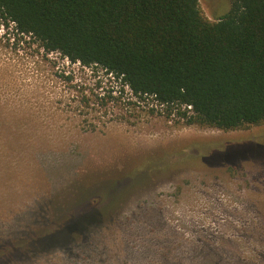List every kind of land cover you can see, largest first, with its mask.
<instances>
[{"label":"rangeland","instance_id":"374dc122","mask_svg":"<svg viewBox=\"0 0 264 264\" xmlns=\"http://www.w3.org/2000/svg\"><path fill=\"white\" fill-rule=\"evenodd\" d=\"M230 3L199 0L210 19ZM138 100L0 19V264H264V122L187 124ZM95 209L69 240L27 247Z\"/></svg>","mask_w":264,"mask_h":264},{"label":"trees","instance_id":"16d2710c","mask_svg":"<svg viewBox=\"0 0 264 264\" xmlns=\"http://www.w3.org/2000/svg\"><path fill=\"white\" fill-rule=\"evenodd\" d=\"M0 19L45 53L101 67L138 101L176 109L187 124L232 130L264 122V0H231L215 19L199 0H0ZM87 218L101 212L69 213L27 247L67 241Z\"/></svg>","mask_w":264,"mask_h":264}]
</instances>
